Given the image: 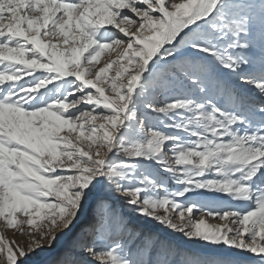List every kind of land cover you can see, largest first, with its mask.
Listing matches in <instances>:
<instances>
[{"label": "snow or ice", "instance_id": "1", "mask_svg": "<svg viewBox=\"0 0 264 264\" xmlns=\"http://www.w3.org/2000/svg\"><path fill=\"white\" fill-rule=\"evenodd\" d=\"M252 93L264 0H0V223L30 241L0 232V264H33L82 216L55 264H264ZM114 198L211 251L137 232Z\"/></svg>", "mask_w": 264, "mask_h": 264}, {"label": "rangeland", "instance_id": "2", "mask_svg": "<svg viewBox=\"0 0 264 264\" xmlns=\"http://www.w3.org/2000/svg\"><path fill=\"white\" fill-rule=\"evenodd\" d=\"M106 58L107 57L102 58L101 64L99 66L103 65ZM245 91H247V89H245ZM252 95L257 100L264 99L259 97L256 93H252ZM169 187H175V185L169 183ZM201 198L207 199L209 197L205 195ZM112 203L116 211L124 217L130 228L135 229L137 232H151V234L155 238L163 240L171 239L174 244H177L181 248L196 254H208L211 251L207 246L203 244L186 241L184 237L179 234L172 233L167 229L155 225L154 223H148L143 220L137 219L136 216L132 214L131 209L128 208L121 200H116L114 198ZM86 219L87 218L82 216L80 218V222L76 225L75 228L71 230L58 229L57 239L52 244L51 248L45 246L44 248L38 250L35 254H33V264H55V262L58 261L64 255V253L69 250L73 241L78 236L81 228L86 226ZM25 231H27V229H25ZM0 232H2L7 239H15L17 243L21 245L26 246L30 242L27 235L16 234L13 230H4L2 223H0ZM46 243L47 242H45V244ZM239 259L242 261V264H253V261L257 258L252 256L251 254H245L239 257ZM178 261L179 258L177 257V262Z\"/></svg>", "mask_w": 264, "mask_h": 264}]
</instances>
